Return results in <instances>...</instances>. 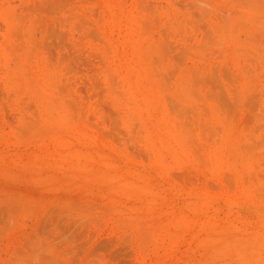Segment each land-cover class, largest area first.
<instances>
[{"label": "rangeland", "instance_id": "rangeland-1", "mask_svg": "<svg viewBox=\"0 0 264 264\" xmlns=\"http://www.w3.org/2000/svg\"><path fill=\"white\" fill-rule=\"evenodd\" d=\"M0 264H264V0H0Z\"/></svg>", "mask_w": 264, "mask_h": 264}]
</instances>
